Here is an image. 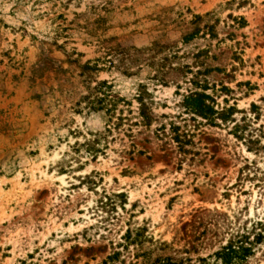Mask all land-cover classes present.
Listing matches in <instances>:
<instances>
[{
    "label": "rangeland",
    "instance_id": "374dc122",
    "mask_svg": "<svg viewBox=\"0 0 264 264\" xmlns=\"http://www.w3.org/2000/svg\"><path fill=\"white\" fill-rule=\"evenodd\" d=\"M244 236L264 264V0H0V264H224Z\"/></svg>",
    "mask_w": 264,
    "mask_h": 264
},
{
    "label": "trees",
    "instance_id": "16d2710c",
    "mask_svg": "<svg viewBox=\"0 0 264 264\" xmlns=\"http://www.w3.org/2000/svg\"><path fill=\"white\" fill-rule=\"evenodd\" d=\"M245 3L246 1H244L242 5ZM206 29L211 32V36H214L213 26H206ZM193 35L194 34L188 35L185 40H190ZM85 70L100 71L98 66H90V63L85 66ZM112 90L113 87L111 84H109L107 81H102L97 83L96 86L91 89L89 95L85 99L87 103V108L91 112H104L109 117L111 123L116 118L119 106L121 105L120 103H125V101L122 100L120 97L114 95ZM137 100L141 105V117L145 121H148V115L145 111L146 105L144 103L143 96L140 94ZM207 100H209V97L207 95L191 93L188 97L185 98V104L193 114L198 115L206 120H213L216 115V112L213 107L207 104ZM121 114L122 115H120V117H117V120L122 123L124 121V117L123 113ZM114 125L119 126L120 124ZM173 140L179 145L183 144V137H181L178 133H175ZM94 143L96 144L97 142L95 141ZM95 144L89 143L88 145H86L90 147L89 150L94 152L95 154L102 153L101 150L94 149L95 147L91 146ZM256 241L257 243L262 241V236L257 235ZM253 244L254 243L249 242V238L244 236L237 243H235L234 241H230L225 247L221 249V251L217 252L216 256L221 259L224 264H234L237 261H245L253 253Z\"/></svg>",
    "mask_w": 264,
    "mask_h": 264
}]
</instances>
